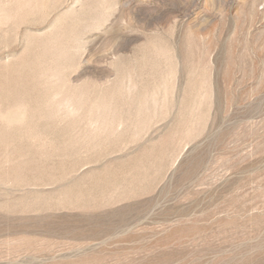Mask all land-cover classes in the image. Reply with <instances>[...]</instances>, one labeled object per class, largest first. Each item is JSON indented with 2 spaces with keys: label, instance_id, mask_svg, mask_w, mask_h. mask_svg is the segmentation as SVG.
I'll return each mask as SVG.
<instances>
[{
  "label": "rangeland",
  "instance_id": "rangeland-1",
  "mask_svg": "<svg viewBox=\"0 0 264 264\" xmlns=\"http://www.w3.org/2000/svg\"><path fill=\"white\" fill-rule=\"evenodd\" d=\"M0 264H264V0H0Z\"/></svg>",
  "mask_w": 264,
  "mask_h": 264
}]
</instances>
